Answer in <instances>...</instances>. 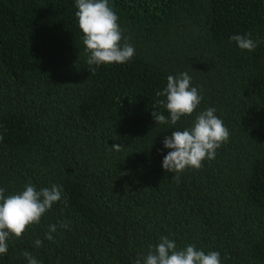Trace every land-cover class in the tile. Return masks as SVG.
<instances>
[{"label":"trees","instance_id":"1","mask_svg":"<svg viewBox=\"0 0 264 264\" xmlns=\"http://www.w3.org/2000/svg\"><path fill=\"white\" fill-rule=\"evenodd\" d=\"M109 6L135 55L97 67L75 0H0V187L63 189L0 264H28L24 251L40 264H134L161 236L219 251L221 264H264V0ZM248 33L252 52L230 40ZM183 72L200 105L176 125L156 123L153 111L169 117L156 92ZM207 108L229 139L177 181L162 168L163 139Z\"/></svg>","mask_w":264,"mask_h":264},{"label":"clouds","instance_id":"2","mask_svg":"<svg viewBox=\"0 0 264 264\" xmlns=\"http://www.w3.org/2000/svg\"><path fill=\"white\" fill-rule=\"evenodd\" d=\"M75 17L78 27L83 33L84 52L89 66L123 64L129 62L135 55V48L123 36L118 24V16L109 6V0H75ZM241 50L254 51L259 41L246 35H233ZM123 41V43H122ZM89 69L92 71L91 67ZM157 97L164 96L166 100L157 103L166 108L169 117L152 112L156 123L176 125L181 117L191 116L201 103L202 95L191 85V77L187 72L178 76L169 75L166 87L156 92ZM215 108H207L197 113L192 126L183 130H174L170 136H165L163 145L171 149L162 161L165 172H171L173 179L179 180V174L188 168L200 169L203 161L215 158L216 150L229 139V130L223 121L215 115ZM3 137L0 136V140ZM112 149L119 152L120 144H112ZM6 189L0 187V255L8 252L10 238L20 239L27 229L39 224L42 216L52 208L53 204L62 198V186L52 184L39 190L28 183L24 188L5 196ZM60 227L67 228V223ZM57 231V225L51 224L45 233V239L52 241V233ZM34 246L39 248L42 241L36 239ZM150 251L135 259L134 264H221L219 251H209L207 254L197 249L195 244H188L178 249L174 240L161 236L156 245L149 246ZM28 264L40 262L28 251L21 253Z\"/></svg>","mask_w":264,"mask_h":264}]
</instances>
